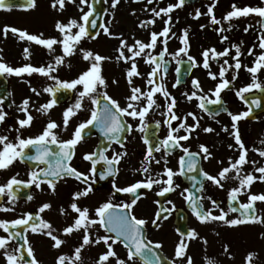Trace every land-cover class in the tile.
I'll return each mask as SVG.
<instances>
[{
    "label": "snow or ice",
    "instance_id": "6c2138e0",
    "mask_svg": "<svg viewBox=\"0 0 264 264\" xmlns=\"http://www.w3.org/2000/svg\"><path fill=\"white\" fill-rule=\"evenodd\" d=\"M98 2V0H96ZM107 2V0H105ZM139 2V0H135ZM188 0H176V3H169L166 7L157 9L156 7L147 8L144 11L152 13V19L144 20L139 23L140 28H148L149 25H154L156 18L163 20L164 27L159 32L150 31L148 42L139 39H134L132 44H129L123 34L116 35L110 31L108 24L97 23L96 9L93 3L89 0H51V7L59 12L66 9V4L75 5L80 11L79 19L70 18L67 23L57 20L55 29L59 33V37L50 36L45 38L41 32L39 34H31L27 30L18 29L13 26L5 25L3 28V36L7 38L9 33L17 37L19 41L27 42L28 46L23 49L24 59L30 60V46L37 45L44 47L48 54L52 56V60L46 65L34 66L31 63H26L22 66H11L0 56V76H15L22 77L27 75L31 77L33 74H38L45 77L53 83L43 87L42 90H37L32 87L30 90L40 96L42 93L49 95L50 99L39 105L35 110L42 115H47L61 101V95L64 92L73 93L75 96L74 103L65 108L62 113V125L56 121L49 119L43 127L42 131L35 136L23 135V130L32 127L35 117L31 114L30 104L31 99L25 98L20 105L17 106L18 111L24 114L23 119H17L16 125L7 127L6 117L9 115L3 109L4 97H0V126H4L3 131H0V172L10 170L16 162L29 163L30 171L27 181L18 178L19 173L11 176L6 182L0 184V199L6 198L9 206L0 204V212H14L15 205L20 199L19 193L22 188H31L35 186L41 189L42 185L55 192L60 181H65L69 178L75 179L85 187L82 190H77L72 194V200L69 204L71 213L75 215L72 218V223L64 227L62 234L40 213L51 209L50 203H44L39 207L37 213L25 212L21 216L13 220L0 219V229L5 235H0V254L3 255L6 264H39V261L34 255V249L31 247L28 240L29 233H39L50 237L53 241L52 247L60 249L66 243L63 237H69L74 232H82V242L74 248L71 256L61 254L56 258V264H85L83 251L87 247L98 246L103 244L105 251L100 253L95 259L94 264H177L178 261L182 264H193L192 257L187 255L189 244L187 239H197L199 234L193 229L187 233L179 232L180 240L178 241L174 257H162L161 252L163 245L160 242H153L148 238L147 224L148 221L143 218H138L134 214V208L138 200L141 198V189L153 190L154 186H159L157 195L165 197L166 194L175 192L180 187L176 183V177H185L192 182V187L196 192H203L204 182H210L217 188L223 189L224 182L229 179L238 180V186L232 187L228 191L229 210L226 212L220 204L213 200L210 196L207 197L211 201L212 208L205 209L202 201L205 199L202 195H197L196 192L185 188L180 195L186 200L190 206L196 219L201 223L221 222L227 227H238L245 224H260L264 225V211L258 213L256 202H264V193L255 194L251 192V187L254 182H264V166L256 167V161L248 158L249 149L246 148L238 127V122L248 118L252 112L251 105L259 108V99H252L251 105L247 111L239 114L228 112L231 118V130L228 126L222 125L221 131L228 133L234 139L236 149L239 151V156L235 160L229 157L227 167H223L216 175H212L205 171L201 166V161H207L212 158V152L209 147L200 144L199 151L193 152L185 143L189 141L197 129H201L200 120L202 117L197 116L193 112H188L186 115H179L177 110V100L168 90L165 83L169 65L171 60H166L169 56L179 65L183 63L182 57H187L192 68L202 67L207 70V75L212 80H218L214 89H209L206 94L197 78L192 79L193 91L183 92L182 95L188 101L196 100L197 107L204 113H207L215 120L219 111H227L224 108L210 109L209 105H222L221 92L229 88L232 81L237 79L239 70L243 67L251 74L252 82L236 91V95L241 99H245V93H249L253 89L264 91V84L259 82L257 73L264 69V32L258 36V47L262 50L256 56L253 66L242 65L240 57L243 55L239 44H232L230 47L224 48L222 51H217L215 47L204 49L201 53L202 63L190 55V42L188 29L182 30V35L178 37L182 44L176 52L168 51V42L176 33L172 32L173 18L172 13L185 6ZM120 0H111V9H116ZM154 0H147V5H152ZM218 0H211L207 6L206 12H201L197 8L194 12L193 19H199L202 15L209 18V22L217 27L214 30L220 37V42L224 43L229 40L227 35L223 33L231 31V24L228 28L222 26V21L231 22L233 19L248 17L255 14L261 19L258 23L261 29L264 30V7L260 6H244L238 7L232 4L231 11H228L222 18L218 19L214 13V8L217 6ZM84 6L88 7V11L84 10ZM12 5L6 4L5 0H0V9H11ZM25 9H35L37 0H27L26 5H22ZM135 13L133 12V15ZM201 29L206 25H201ZM248 27L244 31L248 32ZM97 28L102 29L105 35L119 39L120 43L116 48L117 55L115 60L123 62L129 67L125 70V79L129 86L130 94L125 97V104L122 106L119 100L113 98L108 93L109 83L103 75V64L106 60H111L112 57H105L99 53H95L90 49L83 47V42L86 40L95 39L100 35ZM242 43V42H241ZM161 46V50L155 53L157 46ZM257 45H253L248 49V55H254V49ZM59 47L61 54L56 55V48ZM232 49L235 50V55H231ZM80 54L81 58L87 62L88 67L74 78L61 79L57 74L62 66L71 67L68 59ZM223 62L220 63L221 58ZM138 59H143L146 65H149L150 71L147 73V88L142 89L134 84V78L143 77L144 74L138 69ZM231 59L234 63H229ZM214 60L219 64V72L215 73L211 70L210 61ZM233 70L232 79L226 78L229 70ZM190 70V69H189ZM176 72L179 74L181 68L177 67ZM112 84H118V81L113 79ZM181 80L179 75L173 88L180 86ZM164 99V104L158 103V96ZM214 96L215 99H211ZM248 102L247 100L245 101ZM162 121H156V127L159 129L161 125L167 128V134L163 139H156L154 142L147 137H142L143 143L146 146V151L141 167L135 171L139 172L142 179L137 180L127 186L120 187L116 184V177L119 174V165L122 159L127 156L126 133H131L134 130V125L130 121L136 122L135 130L144 133L148 128L149 113L154 110H160ZM88 113V118L81 120L74 128L69 139H62L57 132V129L67 131L70 121L77 118L78 114ZM191 118L193 123L189 124L188 119ZM175 122V123H174ZM217 124L219 120L215 121ZM98 129L101 135L109 142L106 146H101L98 151L86 153L83 159L91 163L89 172L83 173L78 171L72 165V160L76 155L77 146L85 139V130ZM15 132L14 137L10 136ZM204 133H213L215 129L211 126L203 127ZM183 132L184 134H180ZM264 145V139L260 141ZM112 144L119 145L123 151L113 150L112 156L106 155ZM228 147L232 149L233 144ZM179 149L182 155L178 159V168L173 169L168 166V155ZM258 152L260 157H264V148L252 149ZM155 153H161L158 159ZM103 161L105 169L97 173V165ZM163 169L153 175L152 165H161ZM222 163V161H221ZM251 164L254 168L253 172H244L246 165ZM98 178L105 180L112 178V188L114 191L111 196H116L119 193L127 194L130 198L128 202L114 203L110 197L107 201L99 204L95 209H90L88 206H81L79 201L86 198L93 191L92 184ZM202 178V179H201ZM197 185L199 187L197 188ZM187 193V195H185ZM247 195V202L241 203L240 196ZM33 196L27 195L26 200L31 201ZM159 203V201H157ZM168 204L172 201L168 200ZM238 205V207L236 206ZM173 205V209H174ZM173 209L161 206L152 220L155 227L160 225L157 221L167 219ZM213 209L219 210V215L213 214ZM60 214L69 215L68 209L61 207ZM229 212L238 213L235 218L229 219ZM264 237V233H261ZM13 241L16 242L13 245ZM22 241V243H20ZM204 243H207L205 240ZM117 245L122 246L126 250V256L121 257L116 250ZM12 249L9 251V249ZM225 252H228V246L225 245ZM257 253L249 252L245 257L246 264H256ZM206 264H217L211 258H206Z\"/></svg>",
    "mask_w": 264,
    "mask_h": 264
},
{
    "label": "flooded vegetation",
    "instance_id": "af4514ba",
    "mask_svg": "<svg viewBox=\"0 0 264 264\" xmlns=\"http://www.w3.org/2000/svg\"><path fill=\"white\" fill-rule=\"evenodd\" d=\"M121 1V0H120ZM264 2V0H262ZM91 3V0H89ZM105 0H103L104 5ZM219 0L217 3L218 7ZM79 3V0H77ZM162 7H166L169 3H176V0H162L160 2ZM201 3V4H200ZM205 3H211V0H203L194 4H185V6L181 9L175 10L171 15L173 18V26L172 32L176 33L172 39L168 42V51L170 53L176 52L173 49H179V45H182L180 42V37L182 35V30L188 29L189 32V42H190V55H192L197 62L202 63V56L200 52H195L193 50L192 42L195 39V32L192 28L193 21L190 18V12L194 11L197 7L201 9L204 6L207 10V6ZM121 3L117 7L120 6ZM146 5V0H139V2H135V0H127L125 1V6L129 11H139V23L143 21V7ZM86 6H84L85 10ZM214 8V9H215ZM70 11V13H75L72 18L79 19L81 13L78 8L73 4H66V9ZM105 13V8H104ZM104 16V14H103ZM68 22V21H66ZM259 26V23H258ZM164 27L163 20L161 19L160 25L158 26L157 32L162 30ZM98 32L101 29L98 28ZM110 31L117 36L123 34V37L127 39L129 44L134 42V39H139L144 42L147 41V28H140L139 24L128 22V24H123L121 27L117 29L110 28ZM103 32V31H102ZM14 37L11 33L5 38L0 31V56L3 57V60L11 66H22L26 63H21L20 61L24 60L20 58L17 51H14ZM100 38L104 40L111 41H119V39L109 37L108 35L97 36L95 39L86 40V41H96ZM159 46L158 52L161 50V46ZM157 52V53H158ZM243 55L240 57L242 65H248L249 67L253 66L255 58L260 53H254V55H248V52H242ZM231 55H235V53L231 52ZM228 57L221 58L220 63L223 62V59H227ZM166 60H171L169 65V71L165 80L167 84L168 90L172 93V95L177 100V110L179 115H186L188 112H193L197 116L202 117L200 120L201 129H197V132L193 134L192 138L185 143V146H188L191 151L197 152L199 151V145L204 144L209 147L212 152V158L207 161H201V166L207 172L212 175H216L220 169L228 166L229 157L233 160L238 158L239 151L236 149L234 139L221 131V126L226 125L231 130V118L228 115V112H232L233 114H239L241 112L247 111L249 108V104L245 102V99H241L236 95V91L240 88L250 84L252 82L251 74L248 73L243 67L239 70L237 79L232 81L229 85L228 89H225L221 92V100L222 105H209L210 109H218L224 108L227 111H219L216 115L215 120L212 119L207 113L202 112L196 105L197 101L192 100L188 101L182 95L183 92H191L193 91L192 87V79H199L204 92L206 94L209 93V89H214L216 84L219 82L218 80H212L207 75V70L202 67L192 68L189 62V74L183 84L180 86L173 88L172 84L175 83L177 79L176 68L178 64L175 60H172L171 57L166 56ZM52 58L46 60V64L50 62ZM111 60H115L113 57ZM182 60L187 61V57H182ZM71 64V67L62 66L58 71V75L61 79H71L76 75L84 71L82 58L79 53L77 55L70 58L67 61ZM229 63H234L231 59H229ZM211 70L215 73L219 72V64L211 60ZM115 65L110 64L108 62H104L103 64V75L105 76L106 72H117L119 74L118 81L121 84V87L116 92L115 89L111 92L108 88V93L113 98L119 100L121 105L125 104V97L130 94L129 86L125 79V70L129 67V65L123 62H117L115 60ZM109 69L106 70L105 69ZM138 69L141 73L144 74L143 77L134 78V84L136 86L141 87L142 89H146L148 86L146 84L147 73L150 71L149 65H146L143 59H138ZM234 74L233 70H229L226 74V78L231 80L232 75ZM259 78V82L264 84V69L257 73ZM107 77V76H105ZM53 82L47 80L45 77H42L38 74H33L31 77L27 75L22 77L15 76H0V97H4L3 109L9 115L6 117V125L7 127H12L16 125L17 119H23L24 114L18 111L17 106L21 104V102L25 98L31 99L30 110L31 114L35 117L32 127L29 129L23 130V135L27 136H35L39 134L45 124L49 119L56 121L58 124L62 125V113L65 108L69 107L72 103H74L75 96L73 93L64 92L61 95V101L58 103L56 107H54L49 114L42 115L37 112L35 109L39 107V105L47 102L50 97L46 93H42L40 96H36L30 89L35 87L37 90H42L43 87L52 84ZM245 96H252L253 99H259L260 107L252 108V112L248 118L242 119L238 122L239 131L242 137V140L249 149L248 158L252 161H256V167L264 166V157H260L258 152L253 151L252 149H260L264 148V145H261L260 141L264 139V91H259L253 89L249 93L243 94ZM158 96V103L161 105L164 104V99ZM211 99H215L214 96L209 94ZM163 111V108L160 110H154L149 113L148 117V128L146 132L141 133L135 130L136 122L130 121L134 125V130L131 133H126V150L127 156H125L120 165H119V174L116 177V184L120 187L127 186L137 180L142 179V176L139 172L135 171L136 169L141 167V161L144 159L146 146L143 143L142 137H147L150 141L154 142L156 139H163V137L167 134V128L163 125L159 129L156 127V121H162L163 117L160 115V112ZM88 118V113L78 114L77 118H73L70 121L69 127L67 131H63L62 129H57L58 134L62 139H69L71 134L75 128V126L81 121ZM219 120L220 123L217 124L215 121ZM175 123V122H174ZM188 123L191 124L193 121L191 118L188 119ZM211 126L215 129L213 133H204L202 131L203 127ZM4 126H0V131H3ZM184 134L183 132L180 133ZM16 133L13 131L10 136L14 137ZM109 142L101 135L98 129H88L85 130V139L81 144L77 146L76 155L72 160V165L78 169V171L83 173H88L91 168V163L83 159L84 154L92 153L94 151H98V148L101 146H106ZM229 144H233L234 147L230 149L228 147ZM113 150L115 151H123L119 147V145L112 144V147L108 149L106 155L108 157L112 156ZM157 158L159 159L161 153H155ZM182 155V152L177 149L173 151L170 155H168V166L172 167L174 170L178 168V159L179 156ZM222 161V163H221ZM153 175L156 172H160L163 169V162L161 165H152ZM105 169V165L103 161H101L97 165V173L103 171ZM30 171L29 163H21L16 162L14 166L7 171L0 172V184L4 183L11 176L19 173L18 178L24 181L29 179L28 173ZM244 172H253L254 168L251 164L246 165L244 168ZM256 174V173H254ZM258 175V174H256ZM202 179V178H201ZM176 183L180 185L179 188L176 189L175 192L166 194L165 197H160L156 193L159 191V186H154V189L149 191L145 189H141V198L138 200L137 205L134 208V214L138 218H143L148 221L147 224V234L148 238L153 242H160L163 246H165L168 250L174 251L175 247L180 240V235L178 232L179 225L183 227V232L187 233L189 230H195L199 234V238L197 239H188V242L191 241L192 247L203 245L204 249H209V253L214 254L216 256L217 253H220L221 261L220 264H246L245 257L249 252L257 253L256 264H260V248L264 252V237L261 236V233H264V225L260 224H245L235 228L224 226L221 222H211V223H201L198 221L193 214L190 206L186 202V200L180 195V193L188 188L190 191L196 192V189L192 187V182L187 180L185 177H176ZM204 182V190L203 192H196L197 195H202L205 199L202 201L205 209L212 208L211 201L207 199V197H211L213 200H216L222 208L226 212L229 210L228 203V191L232 187L238 186V180L229 179L224 182V188H217L215 185H212L210 182ZM85 186L80 184L75 179L69 178L65 181H60L57 185L56 191L52 192L47 185H42L41 189L35 188L32 186L31 188H22L19 193L20 199L17 201L15 205V210H19L21 214L25 212L37 213L39 207L48 203V201H53V207L57 212H60L59 209L61 207L68 209L69 215L66 217L68 219H72L75 215L71 213V209L68 207L71 200L72 194L77 190H82ZM199 185H197V188ZM93 191L89 194L88 197L82 198L79 203L81 206H88L90 209H95L99 204L107 201L110 197L112 198L114 203H122L128 202L130 199L127 194L119 193L116 196H111V193L114 191L112 188V178L109 177L105 180H100L97 175L96 181L92 184ZM251 192L255 194L264 193V182L256 181L253 183L251 187ZM31 194L33 199L31 201H27V195ZM187 195V193L185 194ZM240 202H247V195L240 196ZM168 200L172 201V204H168ZM159 201V203H157ZM0 204L8 205L6 198L0 199ZM173 205L175 206L173 209ZM161 206H164L169 209H173L171 214L169 215L165 212L163 215L167 216V219H161L157 221L160 225L158 228L152 224V220L155 218V214L160 209ZM238 207V205H236ZM258 213L264 211V202H256ZM42 214V213H41ZM214 215H219L218 209H213ZM238 213L229 212V219L235 218ZM182 232V230H179ZM3 235H5L3 233ZM207 243H204V241ZM13 245L16 244L15 241L12 242ZM225 245L228 246V252L226 253L224 248ZM12 249L10 248V251ZM125 250V249H124ZM162 253L167 258H172L165 253L164 247L160 249ZM196 250V249H195ZM126 251V250H125ZM195 252V251H194ZM207 258H213L211 255H207ZM206 259V258H205Z\"/></svg>",
    "mask_w": 264,
    "mask_h": 264
},
{
    "label": "rangeland",
    "instance_id": "374dc122",
    "mask_svg": "<svg viewBox=\"0 0 264 264\" xmlns=\"http://www.w3.org/2000/svg\"><path fill=\"white\" fill-rule=\"evenodd\" d=\"M125 1L121 0L120 6L116 9H111L110 4L111 0H107L104 2L105 13L102 19L103 23H108L109 28H113L114 30L121 27L123 24H128V22L138 23L139 24V11H129L128 8L125 6ZM162 0H154L152 5H146L143 7V21L152 19V13L150 11H144L145 7L152 8L156 7L157 9L160 8V2ZM219 5L217 8L214 9V13L218 19L222 18L228 11H231V5L236 4L238 7L244 6H260L264 7V2H259V0H219ZM201 4V3H200ZM208 5L209 3H205ZM198 8V7H197ZM196 8V9H197ZM195 9V10H196ZM200 9V8H199ZM194 11L190 12V18L193 21V29L195 32V39L192 42L193 50L195 52L203 51L204 49L215 47L217 51H222L226 47H230L232 44H239L241 47V52H248V49L253 45H257L254 49V53H260L262 50L258 47V36L262 34V30L258 27V16L255 14H251L248 17H241L239 19H233L231 22L222 21V26L224 28L229 27V23L231 24V31L223 33L229 37L228 41L224 43L220 42V37L217 32L214 30L215 25L210 24L209 18L207 16H201L199 19H193ZM201 12H206V8L204 6L201 7ZM85 11H88V7L86 6ZM133 12L135 13L133 15ZM75 13H70L68 10H64L63 12H59L51 7V0H37V7L35 9H25V8H11L9 9H0V31L3 32V28L5 25L13 26L18 29L27 30L31 34H39L43 33L44 37L55 36L59 37V33L55 29V24L57 20H61L64 23H67ZM160 18H156V22L154 25H149L147 28V41L149 40V33L150 31H157L158 26L160 25ZM206 25L203 29H201V25ZM249 27L248 32H245V27ZM101 29L99 32L100 35H105ZM242 42V43H241ZM14 43V51L19 53V57L23 58L24 53L23 49L28 46L27 42L19 41L16 37L13 41ZM120 41H111V40H104L100 38L96 41H84L83 47L92 50L95 53H99L105 57H115L117 52L115 51L118 47ZM182 45H179V48ZM159 46H157L155 53L158 52ZM177 51V49H173ZM31 58L30 60H21V63H31L34 66H41L46 65V60L52 58L47 52V50L42 46L31 45L30 46ZM233 53L235 50L232 49ZM56 55L61 54V50L59 47L56 48ZM70 60V58L68 59ZM110 64L115 65V60H106ZM83 68L84 70L87 69L88 64L82 59ZM109 70V69H105ZM110 71V70H109ZM104 72V71H103ZM105 76L108 83H109V90L111 92L115 89L117 92L118 89L121 87V84L118 81L119 74L117 72H106ZM113 79L118 81V84H112ZM53 201H48L52 205L51 209L46 210L44 213H40V215L47 221H49L55 229L58 230L59 234H62V230L64 227L68 226L72 223V219H68L66 216L61 215L60 212H57L52 204ZM9 206V205H5ZM22 214L19 210H15L14 212H0V219L4 220H13L21 216ZM0 235H3V230L0 229ZM66 240V243L61 246L60 249H55L52 247L53 241L50 237L46 235L39 234V233H29L28 240L30 242L31 247L34 249V255L36 259L39 261V264H56V258L61 254H66L71 256L73 254L74 248L78 246L82 242V232L76 233L74 232L69 237H63ZM192 241V240H191ZM191 241L188 242L189 247L187 251V255L192 257L193 264H206L207 255L213 256L214 261L217 264H220L221 257L219 250L216 256L214 254L209 253V249H204L203 245L196 246L195 249L191 245ZM166 250L165 253L170 256L174 257V251L168 250L165 246H163ZM106 249L103 244L98 246L87 247L83 251V256L85 258V264H94L95 259L98 255L104 252ZM116 250L118 251L119 255L123 258L126 256V251L122 246L117 245ZM260 264H264V252L260 248ZM10 251V249H9ZM195 251V252H194ZM0 264H6L5 259L2 254H0ZM177 264H182V262L178 261Z\"/></svg>",
    "mask_w": 264,
    "mask_h": 264
},
{
    "label": "water",
    "instance_id": "95a60500",
    "mask_svg": "<svg viewBox=\"0 0 264 264\" xmlns=\"http://www.w3.org/2000/svg\"><path fill=\"white\" fill-rule=\"evenodd\" d=\"M195 1H199V0H188L189 3H193ZM5 3L10 4L12 6H22V5H26L27 0H5ZM92 3H93L94 8L96 9V16L98 17L97 23L99 24L101 22V16H102V11H103L102 0H98V2H96V0H92ZM96 30H94V31H96ZM179 67L181 68V72L178 75H179L181 83H182V82H184V80L188 74V65L186 62H184V63H181L179 65ZM246 100L251 105L252 99L246 98ZM179 227H180V225H179ZM20 243H22V241ZM162 257H164V256L162 255Z\"/></svg>",
    "mask_w": 264,
    "mask_h": 264
}]
</instances>
